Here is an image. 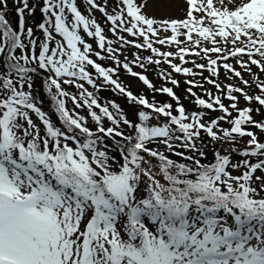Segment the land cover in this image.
Instances as JSON below:
<instances>
[{
    "label": "snow or ice",
    "instance_id": "1",
    "mask_svg": "<svg viewBox=\"0 0 264 264\" xmlns=\"http://www.w3.org/2000/svg\"><path fill=\"white\" fill-rule=\"evenodd\" d=\"M262 136L264 0H0V264H264Z\"/></svg>",
    "mask_w": 264,
    "mask_h": 264
},
{
    "label": "rangeland",
    "instance_id": "2",
    "mask_svg": "<svg viewBox=\"0 0 264 264\" xmlns=\"http://www.w3.org/2000/svg\"><path fill=\"white\" fill-rule=\"evenodd\" d=\"M10 7H11V4H10ZM180 7L183 8V4H181ZM146 11H147L148 14H150V15H151V14H154V12H153V6H152L151 3H149L148 7L146 8ZM175 15H182V12H180L179 10H177L176 13H175ZM162 50H168V49H162ZM131 51H135V49H132ZM140 54H141L142 56H146V55H147L145 52H141ZM128 55L130 56V55H131V52H129ZM188 59H192V58L189 57ZM173 62L179 63L178 60H174ZM185 66H187V67H192L191 64H188V65H185ZM160 67H161V68H165V69L168 68V66H167V65H164V64H162ZM134 70L137 71V72L142 71L141 69H139V68H137V67H134ZM168 71H170V69H168ZM147 75H148L149 79H150L154 84H156V85H157V84H160V83L158 82V79H159V78L157 77V74H156V66H150L149 69H148V71H147ZM173 76H174V78H176L177 80L180 81V85H182V84L184 83L185 79H186L184 76L179 75V74H178V76L176 77V74H175V73H173ZM122 78H123V77H122ZM248 78H249V77L245 76V79H248ZM187 79H192V77H188ZM195 79H199V77H196ZM128 80L133 81V83H134V86H133V88H132V91H133V92H137V91H140L141 89H144V88H145L144 85H143L141 82H139L138 80H133V78H128ZM220 80L223 81V82L226 81V80H225V77H224V75H223V72H221ZM233 82H235V83H239V82L236 81V80H234ZM162 83H164V82L162 81ZM174 89H175V88H174ZM211 89H212L213 92L215 93L216 90H215L213 87H211ZM105 97H110V98H112V95H107V96H105ZM116 100H118V101H122L120 98H117ZM123 103H124V102H123ZM124 104H125V103H124ZM123 107H124L125 109H127V108H128V105L125 104ZM186 108L191 109V108H193V105H192V104H191V105H187ZM256 119L259 120V119H261V117H260V116H256Z\"/></svg>",
    "mask_w": 264,
    "mask_h": 264
},
{
    "label": "trees",
    "instance_id": "3",
    "mask_svg": "<svg viewBox=\"0 0 264 264\" xmlns=\"http://www.w3.org/2000/svg\"><path fill=\"white\" fill-rule=\"evenodd\" d=\"M96 15V17L99 19L100 18V16H101V14H99V13H96L95 14ZM39 18V13H37V19ZM13 22L15 23V17H13ZM254 71H255V69H253ZM204 75L205 76H208V73L207 72H205L204 73ZM162 81L163 80H161V79H158V82L160 83V84H155L156 85V87H162V86H168V87H173L170 83H168V84H166V82L165 81H163L164 83H162ZM201 82H203V81H201ZM230 81H226V83H229ZM230 83H232V82H230ZM187 86L186 85H184V86H182V85H180V87L179 88H175L174 89V91L176 92V94L180 97V100H181V102L182 103H190L191 102V97H188L187 99H185V88H186ZM211 85H208V84H204V88H207V89H210V90H212L211 89ZM194 91H196L197 92V94L198 95H201V96H203V91L201 90V89H199V88H196V89H193ZM146 91V92H145ZM144 94H146L149 98H151V96H152V93H150L149 91H148V89H145L144 91ZM115 98H118V97H115ZM206 98V97H205ZM121 99V98H120ZM156 99L158 100V101H165V100H169L170 101V98H168L166 95H161V94H156ZM122 100H124V99H122ZM125 101V100H124ZM126 102V101H125ZM170 102H172L173 104H175V102L174 101H170ZM224 103L227 105L228 104V101L227 100H225L224 101ZM127 104V103H126ZM45 110H47V106H46V108H45ZM220 113H218V112H215V113H213V115H219ZM262 139H264V136H262L261 137ZM209 159H211V153H209Z\"/></svg>",
    "mask_w": 264,
    "mask_h": 264
}]
</instances>
